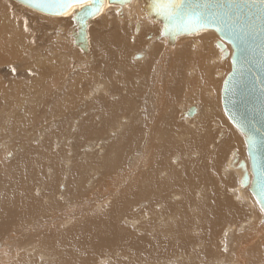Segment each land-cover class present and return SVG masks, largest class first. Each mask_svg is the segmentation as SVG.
Listing matches in <instances>:
<instances>
[{"label": "rangeland", "instance_id": "rangeland-1", "mask_svg": "<svg viewBox=\"0 0 264 264\" xmlns=\"http://www.w3.org/2000/svg\"><path fill=\"white\" fill-rule=\"evenodd\" d=\"M133 4L134 5H130L128 7H124L123 9H120L122 11V13H123L122 16H117L116 15V10H118L117 7H112L110 9H107L105 11L104 15H102L100 18H98L97 20L95 19V20L91 21L90 22V27H89V36H90L89 46L90 47H89L87 52L83 53V51L81 49L79 50V48L72 43V40H70V39L66 40V38L65 39L63 38L64 35L66 36V34H68V30L70 28H72V25L66 19L58 18L56 21H50L48 19L41 20L39 17H41L42 15H39V14L35 13L34 11H32L33 13L26 12V11H31V10L20 6L19 4H17L13 0H0V17H1L0 24H2L3 20H5V21L8 20L7 23L5 24L4 28L8 27L7 29L11 30L12 32L11 31L10 32L12 34L14 32V34H13V38L14 39L11 40L12 39L11 38L10 40L12 42L15 41V43L14 42L12 43L9 40L10 43H8L6 40H8L7 39V35L9 34L8 33L9 31L7 30L8 31L7 32L6 29H5L4 31L6 33L5 32L3 33V30H1L2 27L0 28V31H1L0 39H1L2 35L5 34V36H6V38H5V36H2V38L3 37L4 38H3V40L2 39L0 40V45H1V41H4V40L6 41V42L5 41L2 42L3 43V49L1 48L2 45L0 46V51L2 49V52H0L1 53L0 54V65H2L4 63V68L2 66H0V70H1L0 71V93L4 92L3 94H0V96L1 95L5 96V97H2V96L0 97V126L1 125H5V126L9 127V128H5L4 130H3V127H0V141L3 143V145L0 144V147L2 146L0 148V154L2 153L0 155V198L2 197V194L5 192L6 194L9 195V197H18L19 199H22V197H23L25 199V201H26V204H28V205L30 203L32 204V205L30 204L31 206L41 205L40 206L41 208L39 207L38 209H36L35 214L32 216V219H28V221L25 223V225L26 224L29 225V227H27L26 230H29L30 228H32L31 232L27 236L28 238H26V240H27L26 243H27V245H30V246H28L30 248L33 247V246H35V248H40V250L43 251L45 254H47L49 256V258L55 259V258L58 257L59 260H57V262L60 261L62 264H64V262H66V261L67 262L73 261L74 264H83V263L87 264V262L89 264H97L99 262V260L96 261V258H95V255H96L95 253L99 252L98 249H96V247L93 250L95 252L89 254L88 250H86L84 247L78 248V247L75 246V244L72 243L74 241V239H75V234L72 235V232L75 233V229H76V233L79 236H81L83 234V225H82V223L84 221L85 222H91V221H94L97 218H102L101 216L103 215V217H104L105 215L110 213L112 208H113V210H116L117 208H119L120 209L119 211H121V206L120 205L121 204L125 205L126 202H127L126 204H128L129 207H126L125 209L123 208V210L126 211V209L128 208V210L126 211L128 213V215H130L132 217L137 216L136 214L139 211H136V210H141V207H142V206L139 205V202H144V199L141 198V197H138V200L136 201V200H134L133 196H134V194L136 192L139 191V187L142 186V182H140L137 186H133L131 182L127 181V183H129V184H127L126 182H125V184L124 183L123 184H119L118 181L116 182L115 180H117V177L122 173V171H121L122 168H124V167H125V169L129 168L128 171H132L129 159L131 158V156L136 155L138 153V152L135 151L136 152V154H135V152H133V151H134V149H137L138 147H140L143 144L142 142H144V140L142 142H140V141H141V139L143 137L146 136V134L148 132V129L150 127H153L154 130L156 128L158 132H163V131H159L160 127H162V125H160V123H159L161 117H167L169 119L168 123H170V121L173 122V120H171L172 117H173L174 118V122L173 123H176V124H178V125H180L182 127H183V125H185L184 126L185 129H184V128H181L180 126L177 127V126H175L172 123L174 128H176L179 133L181 132L180 134H183V136L179 135L180 136L179 138L180 139L182 138L181 140L179 138H177V139H179V143L181 142L180 144H178L175 141H173L171 139V137H169L170 133L167 132L168 136H166V139L168 141H167V143L165 145H166L167 148L171 149V151H169L166 154L167 162L175 164L173 161H171L170 154H174L175 158L177 157L176 154H178L179 158L184 156V158H183L184 161L182 160L181 163L179 162L180 163V167H184V166L187 165V167H188L187 170L189 169V172H191L190 174L192 175V176L191 175L190 176L191 177H195L198 180V182H199V179H200V181L208 180L207 188H209L212 191L211 192L212 195H208L207 198L215 200L219 205H222L224 202H226L228 200H231L230 198H227V196L229 195L228 192H230V188L231 187H235L237 184H238V187H240V182L239 181H240L241 171H240V169H238V166H237V165H239L240 161H244L245 162L244 164H246V168H247V169L245 168V170H248V171H246V173L250 172V170L248 168L249 164H247L248 163V159H247V156H246V153H245V144H244V141H243L241 133L239 131L236 132L237 133L236 134V138H237L238 145L236 144V142L235 143L234 142L230 143L229 140L228 141L222 140V137L219 135V132L221 131V132H223L224 134L227 135L226 136L227 138H229L228 136H230L232 134L231 130L234 131V128H235L234 126H232V124L230 122H228V124H229V126L231 128V130H230L229 126H227V124L225 123L226 119H224L225 115H224V112H223V110H222V108L220 106V97H219L220 96L221 83H222V80L224 79V77H222V76H225L226 73L230 70V66L228 64L229 62L226 63V59L228 58V55L230 57V54H231L230 46L227 43L223 42L216 35V33L214 31H211V30L202 32L199 35L194 34V35H190V36H180V38L178 40H180L182 42H187L189 44V45H185V49H188V50L184 51L183 54H186L188 56L192 55L193 58H196L198 56V50H197L198 42H200L202 45L204 44L205 51L209 49L211 55H213L212 51H214V50L221 51V49L218 48L217 45H216L217 42H222L224 45H227L228 49H226V46H225V49L227 51H229L228 55H226V56L222 55V59H219L218 66H214L213 67L212 64H211L213 70H211V69L210 70H211V73L212 72L213 73L211 74L212 75V77H211L212 78L211 79V81H212L211 84L212 85H210V86L213 89L210 87V89H209V94L210 95L208 94L209 95L208 96L207 93L204 92L203 95L201 94L199 96L198 95L199 92L196 89H192V90L190 89L192 91V93H194L193 95L191 93L190 94H186L189 91V89H188V91H186L187 90L186 87L185 88L181 87L183 84H184L183 86H186V81L194 83L193 80L195 79L194 81H195L196 87L199 86L198 84H200V80H199L200 78H199V76H197V75H199V74H197V69L192 70V69H189L188 67L184 66L185 70H182L183 65L185 63V61H184L185 59L181 60L180 62L179 61L174 62L173 59H175V58H177L175 60H179L178 59L179 55H177V54H180L182 52V51L179 50L180 49L179 47H181V45L178 42L175 45L172 44L171 46H167V44L165 43L164 39H159L158 37H155V35L159 34V31H157L158 29L156 28V27L159 26V23H156V22H153V21L151 23H149L146 20H140L139 18H134V17L130 18L132 20L129 19V15H130L129 13H131V11L134 12L136 10V8H137V3L135 1L133 2ZM135 5H136V7H135ZM115 8H116V10H115ZM2 9L4 11H6L5 15H3L4 12H3ZM133 9H134V11H133ZM10 14H13V15L15 14V16H13V15L10 16ZM118 17H119V19H118ZM25 19H27V21H28V27H29V31L28 32H25L23 30L24 29V23L23 22H24ZM135 19L138 20V21L136 22ZM133 20L136 23H138L139 31L135 30L134 27H131V26H134V25H131V23L134 22ZM115 21H117V23ZM52 22L53 23L55 22L54 24H56V26H54ZM57 22H59V23H57ZM121 22L123 23V25H121L122 24ZM64 23L68 27L67 33L66 32L62 33L63 36L60 35V34H59V36L58 35L56 36L55 32L57 31L58 26H60V28H61L64 25ZM107 24L110 27H108ZM113 24H115V25L112 26ZM6 25H7V27H6ZM114 27H115V29L117 28L116 30H117L118 33L121 32L120 36H119V39L121 40L122 43L123 42L125 43V44L123 43V45H124L123 47L125 49H128V51L126 52L127 56L123 55V56H125L127 58L124 57L125 59L118 60L119 59L118 58L119 57V52L117 54V51L119 49L116 48V50H114V63H115L116 66L113 65L111 67H113L114 69L113 68L110 69V67H109L108 70H107V71H109L111 73H112V70H113L114 71L113 72L114 75H112L113 73L111 75H109L108 72H106L107 75H104L105 78L102 80L103 77H101L100 74L103 75L104 72L103 71L101 72V67H102L101 64H100L99 69L96 68L97 70L96 69L92 70L91 68H93L92 66H94V65H98L97 62L99 63L100 61L103 60V57L105 56V53H104V56H102L103 54H102V51H101L102 50L101 46H105L106 48L109 47V45H108L109 42H108V37L107 36H111ZM119 27H121L122 31H121V29ZM123 27H124L125 30L123 29ZM16 30H17V32H16ZM123 30L126 31V32H124ZM109 31L111 33L110 35H109ZM209 31H211V32L207 33ZM138 32H139V34H138ZM11 33L8 35V38L12 37V36H10V35H12ZM113 35L114 34H112V36ZM61 36H62L63 39H60ZM59 39L61 41L62 40H64V41H62V43H61V41ZM193 40L194 41L196 40V42L197 41L198 42L195 43V42H193ZM33 41H35V42L33 43ZM58 41H59V44H58ZM65 41H66V43L68 45L67 52H64L63 49L61 50V47H60L61 45L63 47V45H64L63 42H65ZM115 41H116V37H115V40L113 41V43H115ZM56 42H57V44H56ZM126 42H128V43H126ZM151 43H152V45H151ZM194 43H195V45H194ZM54 44L57 45V46H55ZM28 45H29V47H28ZM182 46H184V45H182ZM196 46H197V48H196ZM4 47H5V49H4ZM57 47H60L61 51ZM113 47L115 48L116 46L114 45ZM159 47H160L161 53L165 52V49L167 50V52L170 51L171 53H173V55H171L172 57L170 56L171 53L169 52L170 54L168 53V55L166 57L162 58L164 60L168 59V60H166V62L164 60H163V62H161V60H160L161 57H160V55H158ZM146 48L149 51L153 52V49H154L157 52V53H155L154 57L152 56V54L148 56V62H150L149 64L154 66V65H156V63L157 64L161 63V65L163 64V66H164V69H163V73L164 74L162 73L163 76L161 75V78H160V80L164 83L161 86H164L163 88H165L167 86L164 89V92L166 90H168V87H172L170 89H173V88L176 89L177 92L178 93L180 92L179 94L182 96V97H180L179 95H177V96H179L178 98H180L181 101L178 98L173 97L174 99L171 98L172 103H170L171 100L167 99V94H166L167 92L165 93L166 94L165 99H167L166 100L167 101L166 109L165 110L163 109V106H164V102H163V104H162V109L163 110L161 111V114H157L158 113V112H156V111H158L157 109L152 110V111L155 112L154 113L155 116L161 115L159 120L154 117L156 119V120L155 119L153 120V124L155 125V127L154 126H144V125H142V121L149 120V118L146 116L144 100L146 102V100H148V98H149V100L151 99L150 98L151 96H149V92H150V90L151 91L154 90L153 88H155V86H156L155 84L150 85L151 83H149L150 79L152 78L151 75L153 73L154 67L153 68H152V66H151V68L150 67L149 68L146 67V65L148 64V62H147V64L146 63L144 65L142 64L143 67L139 66V68H137V73L136 74L133 72L134 70L131 69V68L134 67L133 62L137 60L136 57L142 56L141 54H138L137 52H139L140 50L144 51ZM56 51H57V53H55ZM131 51H132V54L135 55L136 57L135 56L132 57V55H131V57L128 56V53L129 52L131 53ZM160 51H159V53H160ZM179 51H180V53H179ZM11 53H14V56ZM85 53L86 54L90 53V54L86 55ZM136 53H137V55H136ZM207 53H208V51L206 52V54ZM65 54H66V57H65ZM93 54L95 56L94 59H93ZM153 54H154V52H153ZM219 54H220V52H219ZM5 55H7V56H5ZM156 55L158 56L157 58H155ZM8 56H9V59H8ZM50 56H52L53 58L50 57ZM63 57L66 58V59L64 60ZM128 57L130 59L131 58L132 59L130 60ZM152 57L155 58V59H153ZM60 58H62V59H60ZM115 58H116V60H115ZM121 58H123V57H121ZM169 58H171V59H169ZM219 58H221V54H220ZM71 59H72V61H71ZM112 59H113V57H112ZM156 59H158V62L156 61ZM159 60H160V62H159ZM10 61L12 62L11 64H10ZM65 61H69V63L67 62L68 63L67 64ZM111 61H112V64H113V60H111ZM115 61H117V62H115ZM119 61L120 62L122 61L121 64H120ZM124 61L129 62L131 65L130 64L129 65L125 64ZM151 61L154 62L155 64H151L152 63ZM167 61H169L170 63L167 62ZM167 63L169 64L168 66H170L169 68H167L168 67ZM66 64L68 66H65ZM81 64H82V66H81ZM124 64L126 65V67L124 66ZM209 64L206 63V66L208 65V67L210 68L211 66H209ZM117 65L118 66L122 65V68L119 67V69H116L118 67ZM62 66L65 68V70H62V69H64ZM172 66H174V67L175 66H180L179 67L180 68L179 69L180 70L179 73L182 72V71L185 72V73H183V72L180 73V75L183 74L181 76L182 78H177L175 76V74L172 73V68H171ZM9 68L10 69L12 68V69L10 70ZM147 68L150 69V70H148ZM5 69H6V71H5ZM51 69H52V71H50ZM81 69L82 70L84 69V71L87 70L86 71L87 74L85 73V76L82 75L81 72H83V71ZM103 69L104 68L102 67V70ZM170 69H171V73L169 72ZM187 69H188V72H187ZM3 70L5 71V73H3L4 72ZM59 70H60V72H59ZM73 70H75V71H73ZM115 70H117V72H116L117 74L115 73ZM129 70H132V71H129ZM144 70H146V71H144ZM92 71H94V72L96 71L95 72L96 74L94 72H92ZM6 72L9 73V74L4 76V74H6ZM119 72L120 73L122 72V73L120 74ZM127 72H129V74H126ZM147 72L150 74L149 76H148ZM1 73H3V74H1ZM21 73H23V74H21ZM77 74H79L80 76L78 75L76 77ZM122 74H125L124 77L122 76ZM130 74H133V75H130ZM142 74H143V76H142ZM184 74H185V76H184ZM2 75L4 76V78H2ZM126 75H127V77H126ZM73 76H74V78H73ZM108 76L109 77L111 76V78L108 79L109 78ZM129 76H130V78H129ZM135 77L138 79L139 86L136 85L137 81L135 80L136 79ZM141 77H143V78H141ZM8 78L10 80H8ZM123 78H125V79H123ZM191 78H193V80ZM188 80H190V81H188ZM9 81L10 82L13 81V82L9 83ZM103 81H106V82L103 83ZM108 81L111 84H109ZM121 81H123V82L125 81V82L123 83ZM147 81H149V82L147 83ZM94 82L97 83V84H95ZM99 82H101V83H99ZM118 82H121V83H118ZM132 82L135 85V86L133 85L134 87H131L132 86L131 85ZM175 82H179V83H177L178 85ZM92 83H94V84H92ZM105 83H107L108 86H106ZM11 84L12 85L15 84L14 89H12L13 87L11 88ZM124 84H125V86H124ZM17 85H18V87H17ZM92 85H94V87ZM149 85H150V88H149ZM173 85L176 86V87H173ZM189 85H192V84L190 83ZM19 86H20V88H19ZM110 86H111V88L113 86V88H112V90H114V92L112 91L113 93L109 92V90L111 91ZM136 86H137V88H135ZM139 87H141V89H139ZM3 88H5L4 91H3ZM48 88H50V89H48ZM61 88L64 89V90H62ZM89 88H91V89H89ZM126 90H128V92ZM193 90H195V92H193ZM6 91H8V92H6ZM11 92H13V93H11ZM65 92H66V94H65ZM89 92H91L92 94L91 93L89 94ZM130 92H134L137 95L135 96L133 93H130ZM145 92H147V94ZM5 93H7V94H5ZM98 93H100L101 95L100 94L98 95ZM195 93H196L197 97L199 96L198 98L196 96H194ZM11 94H12V96H11ZM16 94H18V95H16ZM69 94H70V96H69ZM138 94H139V96H138ZM144 94L148 95L149 97H147V96L145 97ZM91 95H95L94 98L92 99V100L95 99V102L92 101L93 102L92 104H91V102H89V101H91V98H89ZM143 95L147 99H142V101L139 100V99H141L143 97ZM188 95H189L188 100H187V98H185L186 100L185 99L182 100V98H184V96L187 97ZM201 96H205L206 99H208L207 97L211 96L210 97L211 98L210 101H212L214 99L212 101L213 105L211 104V106H214V107L209 106V104H210L209 102L205 103ZM112 97H113V100H112ZM117 97H119V98H117ZM70 99H72V100H70ZM119 99H121V100H119ZM132 99H134L135 101L132 100ZM149 100H148V103L151 104L152 100L151 101H149ZM99 101H103V102H99ZM106 101H107L108 104L105 103ZM132 101H133V103H132ZM176 101H178L179 103L178 102L176 103ZM186 101L189 104L186 103ZM193 101H194V103H193ZM125 102H127V105H125L126 107H122V106H124V104H126ZM141 102H142V105H139ZM197 102H198V104L200 106H202L201 108L199 107V105L196 104ZM102 103H104V107L101 106ZM131 103H132V105H131ZM96 104H98L97 107H100V110H99V108L97 109ZM133 104H134V106H133ZM172 104H175V105L172 106ZM136 105H139V107L138 106L135 107ZM182 105H183L184 108H182ZM190 105H193V106L195 105V107L198 106L197 107L198 110L201 109L199 114H197L196 117L194 118L195 120L193 119L194 123H193V120H192V122L190 121L192 118L189 119V118L184 116L185 109L187 107H189ZM117 106H120L119 108H122V110L121 109L118 110ZM152 106H153V103H152ZM171 106L172 107H176V108L180 107V109L179 110L176 109L177 112L175 114H172V113H174L173 111H174L175 108H172ZM102 107H103L102 112H99V111H101ZM105 107H107V108L104 109ZM133 107H135V108L132 111ZM207 107H211L212 108V112L209 111L210 112L209 113L208 110H207ZM169 108H172V109H169ZM126 109H128V110H126ZM105 110H107V111H105ZM130 111H132V112H130ZM134 111H136V112H134ZM170 112H172V113H170ZM104 113L108 114V116L107 115L104 116ZM130 113L133 114V115H130ZM91 114L93 115V118H91V116H92ZM101 114H102V116H101ZM207 114H209V116ZM66 115H67V119H66ZM86 115H87V118H88L90 126L92 128H95L93 131H96L98 134H96V135L95 134H89L86 137V139H81V141L78 142L80 137H81V135H83V134H79L78 135L79 130L77 129L76 123L78 124L79 122H81L82 121L81 118L82 117H86ZM88 115H90V116H88ZM203 116H205V121H206V123H205L206 126H204L205 129H204L203 125H201L202 122L204 121V120H202V119H204ZM63 117H65V119ZM76 117H77V119L79 118L78 119L79 121L77 120L78 122L76 121ZM116 117H118V118H116ZM183 117H185L187 119H185ZM104 118H105V121H104ZM106 118H108L109 122L106 121ZM138 118H139V120H138ZM140 118L142 120H140ZM150 118H151V116H150ZM220 118H221V120H220ZM92 119H94L95 121L94 120L92 121ZM123 119H125L127 121H125V120L123 121ZM73 120H75V122ZM137 120L141 121V123L139 125H137V128H140L139 129L140 130L139 133L137 131H135L136 128L134 127V126H136V124H134V123ZM118 121H119V123L121 121V124H123V125L125 124V125L123 126V125L119 124ZM138 121H137V123H138ZM92 122H94V123L92 124ZM123 122H126V123H123ZM131 122H132L133 133L132 132L130 133L128 131V129L131 128L130 127L131 126L130 125ZM186 122H188V123H186ZM195 122L196 123L198 122L199 123L198 125H201V128H203V129H199V133H198L199 135L196 134V136L193 137L194 140L196 139V141H199L200 147L202 146L201 148H203V150H200V151H199V146L197 148V145L193 144V141L191 140L192 137L187 135V134H195V129L192 128V125H191V124H193V126L196 125ZM59 124H60V128H59ZM217 124H218V126H217ZM72 125H74L75 127H73ZM120 125H121V127H120ZM144 127H146L145 128L146 130L144 129ZM118 128L119 129L120 128L123 129V132L125 130H127L126 131V138H128V139L131 136H133L134 134L137 135L131 141V145L133 144L134 139L136 137H138V139H137L138 140L137 141L138 145L139 144H141V145H139L138 147L130 145V147L126 149L127 150V152H126V150L124 151L122 143L130 144V142L128 141L129 142L128 143V142H125L124 140L120 141L119 138L122 135L120 134L121 136L118 138L119 135L117 136L115 134L117 136L116 139L119 141V144H120L119 148L122 151H121V153L120 152L119 153L116 152L115 153L116 155L114 154V152L111 153V155H110L111 159H109V160L112 161V164L111 163H109V164L112 165L113 167L111 169H109L108 171L107 170L105 171L104 170L105 168L99 170V172H103L104 173V175L102 177L104 179V182L102 181V184H103L102 186L103 187L102 186H97L96 187L97 189L101 190L103 195H106V197H109L112 201L114 200L113 202L111 201L109 207H107L108 209L107 208H102V209H98L97 210V207L95 206L94 200H96L97 197L99 198L102 194L98 193L100 191H98L96 188H95V191L96 190L98 191L97 194H96L97 197H95V195L94 196L93 195H91V196L87 195V193H86L83 196L84 198H86L85 201L82 200L84 198H82V199L79 198L80 199L79 200L77 197H73L72 199L69 198L68 196H66V197L65 196L58 197V196H61L62 192L65 190V186H64V183H63L64 181L62 182V180H64V179L61 178L62 174L60 173L59 170L49 169L48 168V167H50V165H51V167H55V165H53L54 163L50 162V165H47V163L45 165H43V163H42L43 160L39 157V153H42L41 150L43 149L44 152H46V155L44 156V157H46V159H48L50 156L51 157H58V156L59 157H64L65 160L69 158V160H71V162L74 165L78 166L80 163H83V160H84V157L80 154V151H84V149L87 148V145H89L90 142H91L90 146L93 149L95 148V146H97V150L98 149L99 150L104 149L105 148V147H103L104 145L100 144L98 146V144L96 145L95 143L92 142V140L94 142H96V140H98V139H100L101 141L103 139V140H105L103 142L106 143L105 146L110 145L114 141V134L113 133L116 132ZM142 129L144 130V132L142 131ZM192 129H193V131H192ZM204 130H205V132H203ZM134 131H135V133H134ZM127 132H129V133L127 134ZM184 134L187 135V139H186V136H184ZM239 135H240V137H239ZM140 137H141V139H139ZM5 143L7 145H4ZM46 143L48 145H46ZM155 143H157V142H155ZM187 143L190 146H188ZM20 145L23 148L18 147ZM211 145H213V146H211ZM33 146H34V148H33ZM171 146H173V147H171ZM194 146L197 149H194L193 151H195V152L193 153L192 149L194 148ZM216 146L219 148V150H217V152H216V155H218L219 152H222V156H221L222 160L221 159H218V160L219 161L221 160L222 162L221 161L220 162L223 165H225L226 167L230 168V172H231L230 174L232 176L230 177L231 181L230 180L229 181L231 183L233 181V184H231V183H227L226 181H223L221 179L222 181L220 182V180H219V185L222 186V187L219 186L218 188H214L212 186L215 183L218 182L219 178L224 177V176L220 175V173L218 172V168L213 169V165L211 166L212 161H214V159H215V158L214 159L212 158L211 152L213 151L212 148L216 147ZM17 147L19 148V150H18ZM41 147H42V149H40ZM83 147H84V149H83ZM189 147L190 148L193 147V148L191 150H189ZM44 148L46 150L48 148V150L46 151ZM24 149H25V151H24ZM93 149H90V152ZM97 150L94 149L93 151H95V152L92 151L93 153L92 152L91 153L88 152V154L90 155V157L88 159H90V158L92 159V157H94V158L98 157L99 159H103V160H101L103 162L105 158L103 157L102 153L101 154L99 153L100 154L99 155L97 153ZM26 151H30V154H28V152H26ZM188 151H189V153H188ZM202 151H203V153H202ZM200 152L202 153L201 157L199 156L201 154ZM213 152H212V154H213ZM51 153H53V154H51ZM108 153H109V150L106 153V155ZM5 154H7V155H5ZM25 154H26V156H28L26 158V162L24 160ZM92 154H93V156L91 157ZM185 154L188 155V156H186ZM196 154L197 155L199 154V155L196 156ZM204 154H210V155H204ZM118 155L120 156V158H119ZM101 156L103 158H101ZM203 156H204V158H203ZM81 157H83V159H81ZM185 158H187V159H185ZM117 159H119L120 161L117 160ZM235 159H236V161H233ZM14 160H15V162H14ZM196 160H197V162H196ZM204 160L207 161V162H205ZM8 161H9V163H8ZM127 161H129V162H127ZM23 162L25 163L24 165H22ZM53 162H54V160H53ZM15 163H17V164L19 163L22 166L21 167L18 164L21 168H25V165H28L29 169H33L34 173H36L38 171V169L43 167V168H45V170L43 171L42 174L43 175L46 174V177H45V175L43 176L40 173H36V179L34 181H22L20 183H10L17 176L21 175L22 174L21 172H23V171H20V172L14 174L13 172L8 171V168H9L10 164H15ZM39 163H40V165H39ZM103 163H105V161ZM119 163H120V165H119ZM236 163H237V165H236ZM139 164L140 163H138V165ZM116 165H117L118 168L113 169V168L116 167ZM143 165H145V164L142 163V166ZM203 165H204V167L202 168ZM153 166L150 167V172L152 174L155 172V170L152 169ZM170 166H172V165L170 164ZM170 166L167 165L166 170L169 171L171 175H173L174 173L176 174V173H180V172H181V175H183V176L186 175L185 171H187V170H184V168L181 170V168H173V167H170ZM195 168L197 169V171H196ZM47 169H49V170H47ZM177 169H179L180 172H176ZM143 170H145V169H143ZM166 170H163V171L165 172ZM199 170H201L202 172L199 171ZM237 171H239V172H237ZM138 172H141V171H139V170L137 171V174L139 175L140 173H138ZM156 172H160V170H158ZM199 172L201 173V175L199 174ZM208 175H210V176H208ZM109 176L112 177V178L114 176H117L114 179L115 182H109V181H113V180L109 179ZM249 176L251 177L250 173H249ZM47 177H49V178H47ZM98 177H100L99 181L102 180L101 176L98 175L96 178H98ZM132 177L135 180H137V181L139 180L137 178V176L135 175V173L132 174ZM200 177H202V178H200ZM41 178H44L45 180L41 181V180H43ZM119 178H122V176L120 175ZM232 178H233V180H232ZM53 179H54V182H53ZM49 181H51V182H49ZM214 181H216V182L214 183ZM4 182H9L10 184H6ZM105 182H108V184H106ZM235 182H236V184L234 185ZM49 183L51 185L53 184V186L55 185L57 187L56 188L54 186L56 188V192L54 191L55 188L51 187V188H53L52 190L55 192V194H54V196L52 198L50 197L49 194H48V196L50 198L48 196H46V194H47L46 189L48 190L49 187H50ZM113 183H114V185H113ZM230 184L232 186H230ZM120 185H122V186H120ZM39 186L42 187V191L41 192H43V193H41V192L39 193V190L36 189V187H39ZM44 186H45V188H44ZM9 187H11V188H9ZM98 187H100V188H98ZM246 187H247V185L245 187L242 186L240 188H241V190H244ZM43 189H44V191H43ZM26 190L29 191V193L27 195H26V192H27ZM216 190L218 191V193H217ZM103 191H105V192H103ZM111 192H114V194H112ZM127 192H128V194H127ZM31 195H33V196H31ZM38 195H41V197H43V196L46 197V198L42 199V201H43L42 203H40V198L41 197H39ZM244 195H246V194H244ZM89 196L93 200V204H94V205L91 204L92 205L91 207H90L89 203L87 205V202H86L87 199H89L88 198ZM175 196H177V194ZM67 197H68V200H67ZM196 197L198 198V196H196ZM249 197L252 198L251 196H249ZM93 198H95V199H93ZM77 199H78L79 202L78 203L74 202ZM36 200H39L38 203H37ZM53 200H54V203H53ZM252 200H253V203H251L250 200L245 202V203H249L251 205L250 206L251 210H249L247 207L243 206L244 207L243 210L244 209L245 210H244V214L242 213V215H241V219L240 218H239L240 220L238 219L239 222L235 221V222H232L229 225L228 224L229 221L224 220L223 222L226 223V224L223 223L222 227L221 226L216 227V229H218V231H220V233H216V235H218V237L216 239L217 240L216 241L217 247L215 248L214 252L211 249L212 256L213 257L214 256H222V255L226 256L228 254L229 257L226 259L227 261L224 262L225 264H231L232 262H230V261L231 260L234 261V259H236V256H234L235 254L234 255L232 254L236 249H238L236 251H240V252L243 250L242 253L237 252L238 255L236 254L237 256L241 257V256H243V255H241V254H243V252L248 253L247 250H246L247 246H248V248H250V247L253 246L252 244H257L258 245V248L256 249L257 251H259V255L258 256L261 259L264 258V256H263L264 255V239H263L264 236H263V238H261V236H260L261 234L264 235V230L262 229V228H264V227H262V226H264V224H261L259 222L260 219L262 218V216H261V214L259 212L258 205L256 204V202L254 201L253 198H252ZM67 202L68 203L73 202V205H71L72 207L71 206L66 207L67 206ZM129 202H130V204H129ZM46 203H47V205H46ZM74 203H76V205ZM50 204H51V206H50ZM52 204H55L57 206H53ZM15 205L16 206H20V203L18 204V202H16ZM86 205H87V207H86ZM81 206H83V207H81ZM115 206H116V208H115ZM198 206L202 207V204L198 203ZM57 207L59 209H57ZM110 207H112V208H110ZM14 208L16 210H22L24 208V206L23 207H14ZM93 208H94V210H93ZM106 209L108 210V213L105 211ZM154 209L159 211V212H161L156 207ZM196 209L199 211V213L204 214L202 212V208L196 207ZM58 210H59V212H58ZM100 211H101V213H100ZM119 211L116 210L114 212V216H113L114 218H116V216H118ZM14 212H15V210H14ZM16 212H15V214H16ZM51 212H52V214H51ZM80 212H82V213H80ZM126 212H124V213H126ZM245 212L247 213L246 215H245ZM78 213H80V214H78ZM122 213L123 212H120V215L117 217V219L113 220V226L121 223ZM17 214H18V212H17ZM60 214L63 215V216H61ZM52 215L53 216L57 215V217L56 218L52 217ZM20 216L21 215L19 214L18 218H20ZM49 216H51V221H52L53 224L52 223L49 224L50 222L47 223V220H45ZM250 216H253L251 218L252 220L249 219ZM83 217H85V219ZM23 218L26 219L25 217H22L21 220H24ZM42 218H45V219H42ZM92 218H94V219H92ZM254 218H256V219H254ZM59 219H60V221H59ZM253 219H254V221H253ZM61 220L66 221V224L64 222L62 224H60ZM241 220H242V222L244 224H245V221L247 222V220H248L247 223L249 224V220H251L250 221L251 226L252 227L254 226L255 228H257L256 229V233L259 234L257 239L261 238V240L252 239V236L250 235L251 234L250 231H251L252 227H250L247 223L246 224L248 226H246V225L244 226V224L241 222ZM32 221H35V222H32ZM67 221H68V223H67ZM103 221L107 222L106 219L102 220V223H103ZM142 222H145L144 218H142ZM200 222H201L202 227L204 229H206V232H205L206 235L205 236L207 237L208 229L210 227V224H209L208 221H206V223L203 222V219H201V218H200ZM123 223L124 222H122L121 225H118L117 228H119L120 230L124 229V231H130V230H128V229H130L129 226H127L126 223H124V224ZM43 224H44V226H43ZM0 225H1L0 229H3V231H4L5 230L4 226H6V225L3 224V223H0ZM230 226L232 227L231 228V230H232L231 232L232 233L229 232L228 236L224 238V236H223L224 231H222V230L224 228H230ZM243 227L246 228V230ZM103 228H104V226H102V229ZM33 229H35V230H33ZM12 230H15V227L10 228V230H9L10 232L9 231L8 232L5 231V232L12 233L14 235H16V234L19 235L23 231L26 232V230H22V231L18 230L17 231L18 233H17L16 232L17 229L15 231H13V232H12ZM151 230H152V232L153 231L155 232V229H151ZM69 231H70V233L67 234V232H69ZM225 231H226V229H225ZM35 233H37L36 234L37 237H36ZM55 233H57V234L54 235ZM255 234H254V236H255ZM153 235H150V236H153ZM219 235H221V236H219ZM162 236H163V238L166 237L168 239L172 238V237H175V235H174V233L172 231L164 233V234H162ZM2 237L0 238V243H2V242H4L5 240L8 239V238H4V237H6L5 235H3ZM31 237H32V239H30ZM77 238H79V237H77ZM218 238H219V241H218ZM220 239H225V240H220ZM10 240L11 239H8V241L6 243L10 242ZM12 241L13 240H11V242ZM225 242H227V243H225ZM12 243H13L12 246H15V248H16V246H17L16 242H12ZM128 244H129V246H131V243H128ZM12 246H10L11 249H12ZM233 246H236L237 248L235 249ZM239 246H241V248ZM213 247H215V246L213 245ZM221 247H222V249H221ZM225 247H227V251H224ZM15 248L13 247V249H15ZM114 249H118L119 250V247H114ZM126 250H130V248H126ZM111 254H114V256L116 257V261H120V262L124 263V262H127L126 260H128V259H126L125 253L113 251ZM21 255H23V253L20 251L19 254L17 253L15 257L10 258L8 262L3 263V264H13L15 259L19 258ZM24 255L26 257L22 256V258L24 260V264H27L28 261L29 262L31 261L29 259H31L32 257L30 258V255H28V254H24ZM186 255L187 254H185L184 256H186ZM103 256L108 258V259H110L109 256H111V255H103ZM233 256L235 258H233ZM204 257L205 256H203V255H201V257H197V258L194 257V256H192V257L186 256V257H183L185 259L180 258L181 261L178 259V261H179L178 263L179 264H189V261H190V264H201V262H203L202 264H206V262H208V260H206ZM247 257L249 258L248 261H247ZM244 258L246 260L241 257V259L244 260V264H247L249 261H251V262H249L248 264H251V263L255 264V263H253V260H251V256L245 255ZM60 259H62V260H60ZM39 260H40L39 258H35V259H33L32 262H33V264H46V263L47 264H52L53 263V261H50V260L46 261V263L43 260H40V262H38ZM1 261H2V259H0V264H2ZM164 261L165 260H158V261H156V264H163ZM57 264H59V263H57Z\"/></svg>", "mask_w": 264, "mask_h": 264}, {"label": "bare ground", "instance_id": "bare-ground-1", "mask_svg": "<svg viewBox=\"0 0 264 264\" xmlns=\"http://www.w3.org/2000/svg\"><path fill=\"white\" fill-rule=\"evenodd\" d=\"M136 3H137V6H139L140 4H141V0H134ZM133 1V2H134ZM133 2H132V4L131 5H134L133 4ZM18 4V3H17ZM20 6H22V7H24V8H26L25 6H23V5H21V4H19ZM15 7V6H14ZM128 7V6H127ZM132 7V6H131ZM135 7H136V5H135ZM26 9H29V8H26ZM131 9V8H130ZM3 10V9H2ZM29 10H31V9H29ZM115 10H116V8H115ZM132 10V9H131ZM26 11V10H25ZM24 11V12H25ZM33 10H31V11H26V12H30V13H33L32 12ZM117 11V10H116ZM133 11H134V9H133ZM140 11V10H139ZM139 11L137 10V8H136V10L134 11V12H132L131 11V13H130V15H129V19L130 18H139L140 20H144V19H141L140 18V16H141V13L139 14ZM3 12H4V14L3 15H5L6 14V11H4L3 10ZM13 16H15V14L13 15ZM38 16V15H37ZM111 17V16H110ZM17 18V17H16ZM41 20H46V19H48V20H50V21H56L58 18H47V17H44V16H41V17H39ZM100 18V17H99ZM105 18V17H104ZM0 19H1V17H0ZM98 19V18H97ZM96 19V20H97ZM118 19H119V17H118ZM121 19V18H120ZM123 19V18H122ZM111 20V19H110ZM130 20H132V19H130ZM136 20V19H135ZM7 21L8 20H3L2 21V24H0V28H1V30H3V33L5 32L4 30L6 29V31L8 30L7 28V25H6V27L7 28H4L5 27V24L7 23ZM49 21V22H50ZM63 21V20H62ZM91 21H93V19L91 20ZM90 21V22H91ZM106 21V20H105ZM124 21V20H123ZM134 21V20H133ZM138 20H136V22H137ZM152 21V20H151ZM67 22V21H66ZM90 22L88 23V27H87V49H86V51H83V53L84 52H87L88 51V49H89V42H90V36H89V27H90ZM103 22V21H102ZM109 22V21H108ZM116 23H117V21H115ZM135 21L134 22H132L131 23V25H134V26H131V27H134L135 28V30H137V25H138V23H136ZM34 23V22H33ZM47 23V22H46ZM53 23V22H52ZM51 23V24H52ZM55 23V22H54ZM53 23V25L54 26H56V24H54ZM57 23H59V22H57ZM63 23V22H62ZM111 23V22H110ZM109 23V24H110ZM122 23V22H121ZM13 24V23H12ZM49 24V23H48ZM9 25V24H8ZM62 25V24H61ZM108 25V24H107ZM115 24H113L112 26H114ZM121 25H123V23L121 24ZM15 26V25H14ZM20 26V25H19ZM117 26V25H116ZM115 26V27H116ZM129 26V25H128ZM10 27V26H9ZM16 27V26H15ZM63 27V28H62ZM61 28H60V26H58V29L59 30H57V33H56V36L58 35L59 36V34L60 35H62V33H67V29H68V27L65 25V23H64V25L62 26ZM108 27H110L109 25H108ZM107 27V28H108ZM115 27L113 28V31H112V34H114L113 36H112V34L110 33V31H109V35L111 34V36H107L108 37V45H109V47L108 48H106L105 46H101V48H102V56H104V53H105V56L103 57V60L102 61H100L99 63L97 62V64L98 65H94V66H92L93 68H91L89 65V67L93 70V69H99V67H100V64H101V66L104 68L103 70H102V67H101V72L103 71L104 73H103V75L102 74H100L101 75V77H103L102 78V80L105 78L104 77V75H107V73L106 72H108V74L109 75H111L114 71L112 70V73L111 72H109V71H107L108 70V68L110 67V69H112L113 67H111V66H113V65H115V63H114V50H116V48L117 49H119L118 51H117V54H118V52H119V59L118 60H120V59H125V58H127V57H125V56H123V55H126L127 56V54H126V52L128 51V49H125L123 46V43L121 42V40L119 39V36H120V33H118L117 32V28L115 29ZM122 27V26H121ZM121 27H119L120 29H121ZM159 27V28H158ZM158 27H156L158 30L157 31H159V36L158 35H155V37H158L159 39H164L165 40V43L167 44V46H171L172 44H177L178 42L180 43V45H181V47H179L180 49V51H182L181 53H180V51H179V53L180 54H177V55H179L178 57V59L179 60H175V59H177V58H175V59H173L174 60V62H177V61H181V60H183V59H185L184 61H185V63H184V65H183V68H182V70H185L184 68L185 67H188L189 69H192V70H194V69H197V74H199V75H197V76H199V80H200V84H198L199 86H197L196 87V84H195V79L193 80V78H191L192 80H193V82L194 83H192V82H187L186 81V86H181V87H183V88H185L186 87V91H188V89H189V93L187 92L186 94H194V93H192V89H196L198 92H199V96L202 94L203 95V93L205 92V93H207V95L209 94V89H210V85H212L211 84V77H212V73H211V70H213L212 69V66L214 67V66H218V61H219V59H222V55L223 56H226V55H228L229 54V51H227L226 49H228V46L227 45H224L222 42H220V43H222L223 45H224V47H222V48H220L221 49V51H219V50H214V51H212V53H213V55H211L210 54V51H209V49L208 50H206L205 51V46H204V44L202 45L200 42H198V48H197V46H196V48H197V50H198V56L196 57V58H193L192 57V55L191 56H188V55H186V54H183V52L184 51H186V50H188V49H185V45H189L187 42H182V41H180V40H178L180 37H178L176 40H175V42L174 43H167L168 41L166 40V38H161V36H160V29H161V25L159 24V26ZM11 29V28H10ZM19 29V28H18ZM111 29V28H110ZM123 29H124V27H123ZM133 29V28H132ZM13 30V29H12ZM15 30V29H14ZM21 30V29H20ZM45 30V29H44ZM60 30L62 31V32H60ZM75 30V27L72 25V28H70L69 30H68V34H66V36L64 37L63 35V38L65 39L66 38V40L67 39H70V40H72V43L74 44V42H73V38L71 37V33H72V31H74ZM125 30V29H124ZM123 30V31H124ZM9 31V32H8ZM7 32L10 34L12 31L11 30H8ZM11 31V32H10ZM59 31V32H58ZM121 31H122V29H121ZM156 31V32H157ZM208 31V30H207ZM16 32H17V30H16ZM51 32V31H50ZM124 32H126V31H124ZM155 32V33H156ZM211 31H209V32H207V33H210ZM0 33H1V31H0ZM2 33V34H3ZM6 33V32H5ZM158 33V32H157ZM8 34V35H9ZM12 34V33H11ZM13 34H14V32H13ZM13 34L12 35H10V36H12V37H10V38H8V35H7V39L8 40H6L8 43H10L9 42V40L11 39V40H13L14 38H13ZM48 34V33H47ZM138 34H139V32H138ZM68 35V36H67ZM122 35V34H121ZM148 35V34H147ZM2 36H5V34L4 35H2ZM2 36H1V39L3 40V38H2ZM62 36L60 37V39H63L62 38ZM124 36V35H123ZM150 36V35H149ZM16 37V36H15ZM19 37V36H18ZM115 37H116V41H115V43H113V41L115 40ZM5 38H6V36H5ZM0 39V40H1ZM59 39V40H60ZM10 40V41H11ZM107 40V39H106ZM139 40V39H138ZM152 40V39H151ZM5 41V40H4ZM4 41H1V48L3 49V43L2 42H4ZM5 41V42H6ZM61 41V40H60ZM62 41H64V40H62ZM62 41H61V43H62ZM167 41V42H166ZM12 42V41H11ZM14 43H15V41H13ZM12 42V43H13ZM107 42V41H106ZM153 42V41H152ZM193 42H195V43H197L196 42V40L194 41L193 40ZM7 43V44H8ZM54 43V42H53ZM64 43V45H63V47H62V45L60 46L61 47V50L63 49L64 50V52H67V49H68V45H67V43H66V41L65 42H63ZM126 43H128V42H126ZM195 43H194V45H195ZM5 44V43H4ZM56 44H57V42H56ZM58 44H59V41H58ZM119 44V45H118ZM125 44V43H124ZM132 44V43H131ZM6 45V44H5ZM55 45V44H54ZM107 45V44H106ZM116 46L115 48L113 47V46ZM151 45H152V43H151ZM182 45H184V46H182ZM217 45V44H216ZM55 46H57V45H55ZM76 46V45H75ZM179 46V45H178ZM225 46H226V49H225ZM28 47H29V45H28ZM60 47H57V48H59V50H60ZM113 47V48H112ZM162 47V46H161ZM177 47V46H176ZM195 47V46H194ZM26 48V47H25ZM100 48V49H101ZM151 48V47H150ZM2 49H1V51L0 52H2ZM4 49H5V47H4ZM11 49V48H10ZM13 49V48H12ZM48 49V48H47ZM55 49V48H54ZM212 49V48H211ZM9 50V49H8ZM38 50V49H37ZM60 50V51H61ZM80 50V49H79ZM175 50V49H174ZM159 51H160V47H159V50H158V55H160V57H161V62H163V60L164 59H162L163 57H166L167 55H168V53L170 52H167V50L165 49V52H162L161 53V51H160V53H159ZM208 51V53L206 54V52ZM220 52V54H221V58H219V56H220V54H219V52ZM227 51V52H226ZM15 52V51H14ZM152 51H149V50H147V48L143 51V50H140L139 52H137L138 54H141L142 56H140V57H142V59H137L136 61H134L133 62V64H134V67L133 68H131V69H133L134 71V73L136 74L137 73V68H139V66H142V64L144 65L145 63L147 64V62H148V56L149 55H151L152 54V56L154 57V55H155V53H157L156 52V50H154L153 49V52H154V54H153V52L151 53ZM7 53V52H6ZM49 53V52H48ZM55 53H57V51L55 52ZM137 53H136V55H137ZM171 53V52H170ZM169 53V54H170ZM178 53V52H177ZM1 54V53H0ZM11 54H13V56H14V53H11ZM86 54V53H85ZM88 54V53H87ZM86 54V55H87ZM90 54V53H89ZM88 54V55H89ZM130 54V55H129ZM73 55V54H72ZM131 55H132V57H134L135 55H133L132 54V51H131V53L129 52L128 53V56L129 57H131ZM171 55H173V53H171L170 54V56ZM231 55V54H230ZM5 56H7V55H5ZM99 56V55H98ZM97 56V57H98ZM101 56V55H100ZM50 57H52V56H50ZM65 57H66V54H65ZM112 57H113V59H112ZM116 57V56H115ZM121 57H123V58H121ZM125 57V58H124ZM128 57V58H129ZM136 57V56H135ZM152 57V58H153ZM158 56L156 55L155 56V58H157ZM172 57V56H171ZM192 57V58H191ZM13 58V57H12ZM53 58V57H52ZM64 58V57H63ZM95 58V56H94V54H93V59ZM137 58V57H136ZM135 58V59H136ZM151 58V57H150ZM155 58H153V59H155ZM8 59H9V56H8ZM7 59V60H8ZM60 59H62V58H60ZM66 58H64V60H65ZM130 59V58H129ZM132 59V58H131ZM130 59V60H131ZM152 59V60H153ZM169 59H171V58H169ZM230 57H229V55H228V58L226 59V63H228L229 64V66H230ZM12 60V59H11ZM89 60V59H88ZM101 60V59H100ZM111 60H113V64H112V61ZM115 60H116V58H115ZM117 60V61H118ZM160 60H159V62H160ZM166 60H168V59H165L164 61L166 62ZM225 60V59H224ZM6 61V60H5ZM14 61V60H13ZM18 61V60H17ZM71 61H72V59H71ZM87 61V60H86ZM117 61H115V62H117ZM129 61V60H128ZM155 61V60H154ZM156 61L158 62V59H156ZM155 61V62H156ZM4 62V61H3ZM21 62V61H20ZM19 62V63H20ZM66 63L68 62L69 63V61H65ZM120 62V61H119ZM122 62V61H121ZM121 62H120V64H121ZM152 62V61H151ZM167 62H169V61H167ZM210 63L209 64V66H211V64H212V66L209 68L208 67V65L206 66V63ZM2 63V62H1ZM12 62L10 61V64H11ZM14 63V62H13ZM62 63V62H61ZM67 63V64H68ZM124 63L125 64H130L129 62H127V61H124ZM150 62H148V64L146 65V67H150L151 68V66H152V68L154 67V70H153V73H152V80L150 79V82L149 81H147V83L149 82V83H151L150 85H153V84H155L154 86H155V88H153L154 90H150V92H149V96H151L150 98V100H149V98H148V100L149 101H151V104L150 103H148V100H146V102H145V100H144V104H145V110H146V116L149 118V120H145V121H142V125H144V126H154L155 127V125L153 124V120L156 118V119H160V116L161 115H158V116H155L154 115V111H152V110H154V109H157L158 111H156V112H158L157 114H161V111L164 109H166V105H167V99H170L171 100V98H173V97H175V98H178L179 96L180 97H182L178 92H177V90L176 89H170V88H172V87H168V90H166L165 92H164V89L167 87H165V88H163L164 86H161V85H163L164 83L160 80V78H161V75H162V73H163V69H164V66H163V64L161 65V63H156V65H150L149 64ZM170 63V62H169ZM65 65V66H68V65ZM117 64V63H116ZM119 64V65H120ZM124 64V66L126 67V65ZM151 64H155L154 62H152ZM131 65V64H130ZM149 65V66H148ZM169 64L167 63V66H168ZM0 66H2L3 68H4V63L2 64V65H0ZM7 66V65H6ZM17 66V65H16ZM81 66H82V64H81ZM116 66V65H115ZM114 66V67H115ZM118 66V65H117ZM185 66V67H184ZM47 67V66H46ZM54 67V66H53ZM63 67V66H62ZM85 67V66H84ZM119 67H121L122 68V65L121 66H118L116 69H119ZM124 67V68H125ZM143 67V66H142ZM170 66H168L167 68H169ZM180 66H172L171 68H172V73H174L175 74V76L177 77V78H182L181 76L183 75H180V73H182V72H180L179 73V68ZM36 68V67H35ZM39 68V67H38ZM48 68V67H47ZM55 68V67H54ZM64 68V67H63ZM76 68V67H75ZM123 68V69H124ZM147 68V69H148ZM227 68V67H226ZM10 69V68H9ZM12 69V68H11ZM10 69V70H11ZM37 69V68H36ZM62 69V68H61ZM72 69V68H71ZM96 69V70H97ZM114 69V68H113ZM122 69V70H123ZM211 69V70H210ZM229 69V68H228ZM8 70V69H7ZM49 70V69H48ZM62 70H65V68L64 69H62ZM82 70V69H81ZM140 70V69H139ZM148 70H150V69H148ZM169 70V69H168ZM167 70V71H168ZM191 70V71H192ZM227 70V69H226ZM225 70V71H226ZM1 71V70H0ZM4 71V70H3ZM5 71H6V69H5ZM5 71L3 72V73H5ZM9 71V70H8ZM7 71V72H8ZM50 71H52V69L50 70ZM49 71V72H50ZM73 71H75V70H73ZM83 72H81L82 73V75L83 76H85V73H86V71L87 70H85L84 71V69L82 70ZM121 71V70H120ZM129 71H132V70H129ZM144 71H146V70H144ZM157 71V72H156ZM190 71V70H189ZM196 71V70H195ZM228 71V70H227ZM6 72V74H4V76H6V75H8L9 73H7ZM57 72V71H56ZM59 72H60V70H59ZM64 72V71H63ZM92 72H94V71H92ZM96 72V71H95ZM94 72V73H95ZM117 72V70H115V73ZM123 72V71H122ZM121 72V73H122ZM149 72V71H148ZM147 72V74H148V76L150 75L149 73ZM170 73H171V69H170V71H169ZM187 72H188V69H187ZM3 73H1V74H3ZM24 73V72H23ZM23 73H21V74H23ZM36 73V72H35ZM70 73V72H69ZM74 73V72H73ZM78 73V72H77ZM90 73V72H89ZM88 73V74H89ZM120 73V72H119ZM118 73V74H119ZM120 73V74H121ZM124 73V72H123ZM139 73V72H138ZM183 73H185V72H183ZM195 73V72H194ZM220 73V72H219ZM226 73V72H225ZM228 73V72H227ZM26 74V73H25ZM57 74V73H56ZM87 74V73H86ZM96 74V73H95ZM117 74V73H116ZM126 74H129V72H127ZM146 74V73H145ZM164 74V73H163ZM52 75V74H51ZM75 75V74H74ZM79 74H77L76 75V77L78 76ZM112 75H114V73L112 74ZM124 75L125 74H122V76L124 77ZM130 75H133V74H130ZM170 75V74H169ZM211 75V76H210ZM4 76L2 75V78H4ZM80 76V75H79ZM135 76V75H134ZM142 76H143V74H142ZM163 76V75H162ZM171 76V75H170ZM184 76H185V74H184ZM196 76V77H197ZM221 76V75H220ZM60 77V76H59ZM100 77V78H101ZM109 77V76H108ZM107 77V78H108ZM115 77V76H114ZM118 77V76H117ZM121 77V76H120ZM119 77V78H120ZM126 77H127V75H126ZM137 77V76H136ZM135 77V78H136ZM165 77V76H164ZM222 77H225V76H222ZM221 77V78H222ZM73 78H74V76H73ZM111 78V76L108 78V79H110ZM116 78V77H115ZM129 78H130V76H129ZM133 78V77H132ZM141 78H143V77H141ZM7 79V78H6ZM25 79V78H24ZM27 79V78H26ZM94 79V78H93ZM123 79H125V78H123ZM169 79V78H168ZM8 80H10L9 78H8ZM42 80V79H41ZM61 80V79H60ZM106 80V79H105ZM112 80V79H111ZM110 80V81H111ZM122 80V79H121ZM136 81H137V83H136V85H138L139 86V84H138V79L136 78L135 79ZM5 81V80H4ZM107 81V80H106ZM106 81H103V83L104 82H106ZM131 81V80H130ZM129 81V82H130ZM188 81H190V80H188ZM223 81V80H222ZM11 82H13V81H11ZM10 81H9V83H11ZM109 82V81H108ZM113 82V81H112ZM121 82H123V81H121ZM121 82H118V83H121ZM125 82V81H124ZM123 82V83H124ZM135 82V81H134ZM141 82V81H140ZM19 83V82H18ZM87 83V82H86ZM95 83V82H94ZM94 83H92V84H94ZM99 83H101V82H99ZM146 83V82H145ZM146 83V84H147ZM172 83V82H171ZM176 84L177 83H179V82H175ZM192 84V85H189V84ZM215 83V82H214ZM16 84V83H15ZM15 84L14 85H12L11 84V88L12 89H14V86H15ZM95 84H97V83H95ZM106 84V86H108L107 85V83H105ZM104 84V85H105ZM109 84H111L110 82H109ZM131 84V83H130ZM168 84V83H167ZM174 84V83H173ZM222 84V83H221ZM8 85V84H7ZM31 85V84H30ZM113 85V84H112ZM129 85V84H128ZM132 85V86H131ZM130 86L131 87H134L135 85H134V83L132 82V84H131ZM134 85V86H133ZM150 85H149V88H150ZM166 85V84H165ZM171 85V84H170ZM178 85V84H177ZM27 86V85H26ZM93 87H94V85H92ZM105 86V87H106ZM124 86H125V84H124ZM144 86V85H143ZM153 86V87H154ZM172 86V85H171ZM8 87V86H7ZM17 87H18V85H17ZM128 87V86H127ZM173 87H176V86H174L173 85ZM10 88V87H9ZM10 88V89H11ZM19 88H20V86H19ZM112 88H113V86H112ZM112 88H111V86H110V89H111V91L109 90V92H114V90H112ZM115 88V87H114ZM135 88H137V86L135 87ZM198 88V89H197ZM212 88V87H211ZM48 89H50V88H48ZM62 89V88H61ZM89 89H91V88H89ZM105 89V88H104ZM103 89V90H104ZM139 89H141V87H139ZM191 89V90H190ZM213 89V88H212ZM5 90V88H3V91ZM62 90H64V89H62ZM72 90V89H71ZM134 90V89H133ZM170 90V91H169ZM181 90V89H180ZM12 91V90H11ZM18 91V90H17ZM94 91V90H93ZM127 92H128V90H126ZM132 91V90H131ZM147 91V90H146ZM191 91V92H190ZM6 92H8V91H6ZM60 92V91H59ZM105 92V91H104ZM112 92V93H113ZM116 92V91H115ZM167 92V93H166ZM193 92H195V90H193ZM4 92H1L0 94H3ZM11 93H13V92H11ZM15 93V92H14ZM91 92H89V94H90ZM101 93V92H100ZM100 93H98V95L100 94ZM130 93H133L135 96L137 95V94H135L134 92H130ZM146 94H147V92H145ZM167 94V99H165V97H166V94ZM5 94H7V93H5ZM65 94H66V92H65ZM92 94V93H91ZM103 94V93H102ZM185 94V95H186ZM16 95H18V94H16ZM15 95V96H16ZM68 95V94H67ZM101 95V94H100ZM129 95V94H128ZM141 95V94H140ZM145 95V94H144ZM144 95H143V97L141 98V99H139V100H141L142 101V99H147V98H145L146 96L147 97H149L148 95H145V97H144ZM177 95H179V96H177ZM210 95V94H209ZM208 95V96H209ZM2 96V95H1ZM0 96V97H1ZM11 96H12V94H11ZM69 96H70V94H69ZM94 96L95 95H91L89 98H91V101H89V102H91V104L93 103V102H95V99L94 100H92L93 98H94ZM138 96H139V94H138ZM142 96V95H141ZM177 96V97H176ZM194 96H196V93H195V95ZM198 96V97H199ZM215 96V95H214ZM213 96V97H214ZM2 97H5L4 95L2 96ZM133 97V96H132ZM188 97H189V95L187 96V97H185L184 96V98H182V100H184L185 98H187V100H188ZM193 97V96H192ZM197 97V96H196ZM197 97V98H198ZM202 97V99H203V101L205 102V103H210L209 104V106H211V104H212V101L214 100H212V101H210L211 100V96L210 97H207L208 99H206L205 98V96H201ZM216 97V96H215ZM214 97V98H215ZM220 97V96H219ZM60 98V97H59ZM64 98V97H63ZM101 98V97H100ZM117 98H119V97H117ZM30 99V98H29ZM65 99V98H64ZM68 99V98H67ZM105 99V98H104ZM123 99V98H122ZM174 99V98H173ZM180 101H181V99L180 98H178ZM4 100V99H3ZM70 100H72V99H70ZM112 100H113V97H112ZM117 100V99H116ZM119 100H121V99H119ZM132 100H134V99H132ZM177 100V99H176ZM178 100V101H179ZM186 100V99H185ZM196 100V99H195ZM62 101V100H61ZM87 101V100H86ZM93 101V102H92ZM105 101V100H104ZM130 101V100H129ZM135 101V100H134ZM174 101V100H173ZM178 101H176V103L178 102ZM197 101V100H196ZM195 101V102H196ZM202 101V102H203ZM99 102H103V101H99ZM163 102H164V106H163V109H162V104H163ZM105 103H107V101L105 102ZM126 104H124V106H122V107H126L125 105H127V102H125ZM130 103V102H129ZM132 103H133V101H132ZM132 103H131V105H132ZM139 103V102H138ZM137 103V104H138ZM152 103H153V106H152ZM170 103H172V100H171V102ZM179 103V102H178ZM184 103V102H183ZM186 103H188L187 101H186ZM193 103H194V101H193ZM88 104V103H87ZM90 104V103H89ZM108 104V103H107ZM106 104V105H107ZM189 104V103H188ZM197 105H199L198 104V102L196 103ZM195 104V105H196ZM5 105V104H4ZM95 105V104H94ZM93 105V106H94ZM105 105V106H106ZM139 105H142V102L139 104ZM139 105H136L135 107H139ZM173 105H175V104H172V106ZM184 105V104H183ZM183 105H182V108H184L183 107ZM187 105V104H186ZM195 105L193 106V105H190L189 107H194V110H195V113H194V115L192 116V117H187V118H192L190 121L192 122V120L196 117V115L197 114H199V112L201 111V107L202 106H200L199 105V109L200 110H198V106L197 107H195ZM213 105V104H212ZM61 106V105H60ZM98 106V104H96V107ZM101 106H103L104 107V103H102V105ZM110 106V105H109ZM133 106H134V104H133ZM170 106V105H169ZM171 106V107H172ZM220 106H221V103H220ZM4 107V106H3ZM63 107V106H62ZM103 107L101 108V111H99V112H102V110H103ZM120 106H117V108H118V110L119 109H121L122 110V108H119ZM135 107H133L132 108V111L134 110V108ZM156 107V108H155ZM187 107V106H186ZM189 107H187L186 109H185V111H184V116H185V113H186V111H187V109L189 108ZM211 107H214V106H211ZM211 107H207V110H208V112L210 111V112H212V108ZM60 108V107H59ZM99 108V110H100V107H97V109ZM107 107H105L104 109H106ZM143 108V107H142ZM172 108H175L174 109V113H172V112H170V113H172V114H175L176 112H177V110H179L180 109V107L179 108H176V107H172ZM172 108H169V109H172ZM222 108V107H221ZM65 109V108H64ZM67 109V108H66ZM125 109V108H124ZM177 109V110H176ZM204 109V108H203ZM68 110V109H67ZM83 110V109H82ZM120 110V111H121ZM126 110H128V109H126ZM131 110V109H130ZM143 110V109H142ZM141 110V111H142ZM75 111V110H74ZM95 111V110H94ZM105 111H107V110H105ZM104 111V112H105ZM132 111H130V112H132ZM206 111V110H205ZM61 112V111H60ZM134 112H136V111H134ZM144 112V111H143ZM153 112V113H152ZM209 112V113H210ZM89 113V112H88ZM169 113V114H170ZM204 113V112H203ZM85 114V113H84ZM93 114V113H92ZM91 114V115H92ZM164 114V113H163ZM83 115V114H82ZM108 116V114H106V113H104V116ZM130 115H133V114H131L130 113ZM129 115V116H130ZM143 115V114H142ZM165 115V114H164ZM208 116H209V114H207ZM225 115V114H224ZM79 116V115H78ZM88 116H90V115H88ZM101 116H102V114H101ZM150 116H151V118H150ZM82 117V116H81ZM80 117V118H81ZM155 117V118H154ZM169 117V116H168ZM177 117V116H176ZM186 117V116H185ZM185 117H183V118H185ZM204 117V119H202V120H204L203 122H202V124L201 125H203V127L204 126H206L205 125V123H206V121H205V116H203ZM225 117V118H224ZM223 118L224 119H226L225 120V123L227 124V126H229V124H228V122H229V120L227 119V117L226 116H224ZM64 119H65V117H63ZM91 118H93V115L91 116ZM102 118V117H101ZM116 118H118V117H116ZM187 118H185V119H187ZM66 119H67V115H66ZM79 119V118H78ZM77 119V117H76V121L78 120ZM103 119V118H102ZM133 119V118H132ZM155 119V120H156ZM188 119V120H189ZM53 120V119H52ZM82 120V121H81ZM81 122H79L78 124L76 123V126H77V129L79 130V133H78V135L79 134H83V135H81V137H80V139H79V141L78 142H80L81 141V139H86V137L89 135V134H98L96 131H93L95 128H92L91 126H90V124H89V121H88V118H87V115H86V117H82L81 118ZM94 119H92V121H93ZM119 120V119H118ZM125 119H123V121H124ZM135 120V119H134ZM138 120H139V118H138ZM137 120V121H138ZM140 120H142L141 118H140ZM168 118L167 117H161V119H160V121H159V123H160V125H162V127H160V129H159V131H163V132H158L157 131V129L155 128V130L153 129V127H150L149 129H148V132H147V134H146V136L145 137H143L142 139H141V137L139 138V139H141V141L140 142H142L143 140H144V142H142L143 144L141 145V144H139V145H141L140 147H138L139 145H138V143H137V139H138V137H136L135 139H134V142H133V146H135V147H138L137 149H134V151L133 152H138L137 154H136V152H135V154L136 155H133V156H131V158L129 159L130 160V165H131V170L132 171H128V169L129 168H127V169H125V167L124 168H122V173L120 174L121 176H122V178H119L120 177V175L117 177V176H114L113 178L112 177H110L109 176V179H111V180H113V181H109V182H117L118 181V183L119 184H125V182L127 183V181L128 182H131L132 183V185L133 186H137L140 182H142V186L141 187H139V191L138 192H136L135 194H134V196H133V198H134V200H138V197H141V198H143L144 199V202H139V205L140 206H142L141 207V210H136V211H139V212H137V216H135V217H132V216H130V215H128V213L126 212L127 210H128V208L126 209V211H124L123 210V208L125 209L126 207H129V205L128 204H126L125 203V205L123 204H121L120 206H121V211H119L120 209L119 208H117L116 210L117 211H119V214H118V216L120 215V212H123L122 213V219H121V223L122 222H124V223H126L127 224V226H129V228L130 229H128V230H130V231H124V229H122V230H120L119 228H117L118 227V225H121V223H119V224H117V225H115V226H113V220H115V219H117V217L118 216H116V218H114L113 216H114V212L116 211V210H113V208L112 207H110V208H112V210L110 211V213H108V208L107 207H109V205H110V203H111V199L109 198V197H106V195H103V193L101 192V190H99V189H97L96 187L97 186H102L103 184H102V181L104 182V179L102 178L103 177V175H104V173L103 172H99V170L100 169H104L105 171L107 170H109V169H111L113 166L112 165H110L109 163H111L112 164V161H110L109 159H111V157H110V155H111V153L112 152H114V154L117 152V153H121V149L119 148L120 147V144H119V141L116 139L117 138V136H118V138L120 139V141H125V142H130V144H127V143H122L123 144V148H124V151L127 149V148H129L130 147V145H131V141L133 140V138L135 137V136H137V135H133V136H129L130 138L128 139V138H126V131L127 130H125L124 132H123V129H117V131L116 132H114L113 134H114V141L112 142V144H110V145H107V146H105V144L106 143H104L103 141H105V140H103L102 139V141L100 140V139H98V140H96V142H94L93 140H92V142L93 143H95L96 145L98 144V146L100 145V144H102V145H104L103 147H105L104 149H102V150H97V146H95V150H97V153L99 154H101L102 153V155H103V157L105 158L104 159V161H105V163H103L101 160H103V159H99L98 157H96V158H94V157H92L93 156V154L91 155V157H92V159L90 158V159H88L89 157H90V155L88 154V152L89 153H91L94 149L90 146V144H91V142L89 143V145H87V148H85L84 149V147H83V149H84V151H80V154L84 157V160H83V163H80L78 166H76V165H74L72 162H71V160H69V158L68 159H64V157H49L48 159H46V157H44L45 155H46V152H44V150L42 149V147L44 146H42L40 149H42L41 151H42V153H39V157L43 160L42 161V163H43V165H45L46 163H47V165H50V162H52V163H54L53 165H55V167H51V165H50V167H48L49 169H56V170H59L60 171V173L63 175H61V178H63L64 180H62V182L64 183V186H65V190L62 192V195L61 196H58V197H63V196H68L69 198H73V197H77L78 199L79 198H84L83 196L87 193V195H95V197H97L96 196V194H97V192L98 191H100V192H98V193H100V194H102L99 198L97 197V199L96 200H94V202H95V206L97 207V210L98 209H102V208H107L105 211L108 213L107 215H105L104 217H103V215L101 216L102 218H97V219H95L94 221H91V222H83L82 223V225H83V234L81 235V236H79L77 233H76V229H75V233H73L72 232V235H74L75 234V239H74V241L72 242L73 244H75V246L76 247H78V248H80V247H84L86 250H88V252H89V254L90 253H94L95 251H93L94 250V248L96 247V249H98V251L100 252H96L95 254V258H96V261H98L99 260V264H156V261H158V260H165L164 262H163V264H179L178 262V259L180 260V258H183V257H186V256H189V257H192V256H194V257H201V255H203V256H205L204 258L206 259V260H208V262H206V264H225L224 262L225 261H227L226 259L229 257V255L227 254H225L226 256H212V251H211V249L213 250V252L215 251V248L217 247V244H216V239H217V237H218V235H216V233H220V231H218V229H216V227H219V226H221L222 227V225H223V221L224 220H226V221H229V225L232 223V222H235V221H238V219L240 218L241 219V215H242V213L244 214V210H243V208L244 207H247L249 210H251V208H250V204L249 203H245V202H247V201H251V203H253V200H252V196H251V194L249 193V185H250V179H251V177L249 176V173H247V175H248V182L246 183V185H247V187L244 189V190H241V188L240 187H245L246 185H242V183H241V180H242V178H243V176H244V174L246 173V171H248V170H245V168H246V164H244L245 162L244 161H240V163H239V165H237V163H236V165L238 166V169H240V171H241V176H240V187H238V184L235 186V187H231L230 188V192H228L229 193V195L227 196V198H230L231 200H228V201H226V202H224L222 205H219L215 200H212V199H210V198H207V196L208 195H212V191L209 189V188H207V183H208V180H206V181H200V179H199V182H198V180L195 178V177H191L192 175L190 174L191 172H189V169L187 170V165L186 166H184V167H180V163L182 162V160H183V158H184V156H182L181 158H179V156H178V154H176V158H175V156H174V154H170V159H171V161H175L174 163L175 164H172V163H169V162H167V158H166V154L169 152V151H171V149H169V148H167L166 147V143H167V139H166V136H168V134H167V132H169L170 133V136L169 137H171V139L173 140V141H175L176 143H178V144H180L179 143V135H182L183 136V134H180L178 131H177V129L176 128H174V126H173V124L175 125V126H177V127H179L180 125H178V124H176V123H173L174 122V118L172 117V119L171 120H173V122L172 121H170V123H168ZM177 120V119H176ZM195 120V119H194ZM194 120H193V123H194ZM220 120H221V118H220ZM74 122H75V120H73ZM72 121V122H73ZM79 121V120H78ZM77 121V122H78ZM95 121V120H94ZM104 121H105V118H104ZM106 121L107 122H109V120H108V118H106ZM117 121V120H116ZM125 121H127V120H125ZM137 121H135V123L134 124H136V126H134L135 128H136V130L135 131H137L138 133L140 132V128H137V125H139L140 123H141V121H138V123H137ZM184 121V120H183ZM53 122V121H52ZM200 122V123H201ZM208 122V121H207ZM62 123V122H61ZM94 122H92V124H93ZM118 123H119V121H118ZM123 123H126V122H123ZM173 123V124H172ZM186 123H188V122H186ZM196 123V122H195ZM63 124V123H62ZM119 124H121V121H120V123ZM133 124V125H134ZM156 124V123H155ZM199 123L197 122L196 123V125H194L193 126V124H191L192 125V128H194L195 129V134H187L188 136H190V137H192V141H193V144L194 145H197V148H198V146H199V151L200 150H203V148H201L200 147V144H199V141H196V139L194 140L193 139V137L194 136H196V134H198L199 133V129H203V128H201V125H198ZM57 125V124H56ZM64 125V124H63ZM121 125H123V124H121ZM121 125H120V127H121ZM125 125V124H124ZM123 125V126H124ZM131 126V128H129L128 129V131L131 133H133V129H132V122H131V124H130ZM188 125V124H187ZM209 125V124H208ZM58 126V125H57ZM73 127H75L74 125H72ZM184 126L185 125H183V127L182 126H180L181 128H184ZM216 126V125H215ZM217 126H218V124H217ZM233 126V125H232ZM0 127H3V130L5 129V128H9V127H7V126H5V125H1ZM220 127V126H219ZM48 128V127H47ZM59 128H60V124H59ZM146 127H144V129H145ZM234 128V127H233ZM11 129V128H10ZM185 129V128H184ZM204 129H205V127H204ZM208 129V128H207ZM229 129L231 130V128H230V126H229ZM98 130V129H97ZM146 130V129H145ZM183 130V129H182ZM135 131H134V133H135ZM142 131L144 132V130L142 129ZM192 131H193V129H192ZM215 131V130H214ZM224 131V130H223ZM232 131V134L230 135V136H228L229 138H227L226 136V134H224L223 132H219V135L222 137V140H225V141H228L229 140V142L231 143V142H236V144L238 145V143H237V138H236V132H238L237 131V128L235 129L234 128V131L233 130H231ZM129 132H127V134L129 133ZM136 132V133H137ZM202 132V131H201ZM203 132H205V130L203 131ZM207 132V131H206ZM183 133V132H182ZM117 136H116V135ZM121 134V135H120ZM143 134V133H142ZM141 134V135H142ZM203 134V133H202ZM48 135V134H47ZM187 135L186 134H184V136H186V139H187ZM199 135V134H198ZM41 136V135H40ZM201 136V135H200ZM100 137V136H99ZM189 137V138H190ZM199 137V136H198ZM203 137V136H202ZM201 137V138H202ZM239 137H240V135H239ZM59 138V137H58ZM177 138H179V139H177ZM197 138V137H196ZM200 138V137H199ZM209 138V137H208ZM207 138V139H208ZM216 138V137H215ZM218 138V137H217ZM220 138V137H219ZM227 138V139H226ZM243 138V137H242ZM109 139V138H108ZM112 139V138H111ZM182 139V138H181ZM180 139V140H181ZM204 139V138H203ZM202 139V140H203ZM239 139V138H238ZM200 140V139H199ZM45 141V140H44ZM111 141V140H110ZM185 141V140H184ZM190 141V140H189ZM201 141V140H200ZM67 142V141H66ZM102 142V143H101ZM128 142V143H129ZM155 142H157V143H155ZM183 142V141H182ZM206 142V141H205ZM241 143V142H240ZM0 144L1 145H3V143L0 141ZM191 144V143H190ZM204 144V143H203ZM233 144V143H232ZM4 145H7L6 143L4 144ZM46 145H48L47 143H46ZM56 145V144H55ZM131 145V146H132ZM187 145H188V143H187ZM241 145V144H240ZM29 146V145H28ZM31 146V145H30ZM63 146V145H62ZM188 146H190V145H188ZM211 146H213V145H211ZM210 146V147H211ZM2 147V146H1ZM0 147V148H1ZM4 147V146H3ZM18 147H21V148H23L21 145L20 146H18ZM17 147V148H18ZM171 147H173V146H171ZM14 148V147H13ZM33 148H34V146H33ZM193 147H189V150H191ZM195 146H194V148L192 149V151L194 150V149H197ZM3 149V148H2ZM11 149V148H10ZM37 149V148H36ZM45 149V148H44ZM90 149H93L91 152H90ZM213 149V154H212V152H211V155H212V158L214 159V161H212V164H211V166L213 165V169H216V168H218V172L220 173V175H222V176H224V177H221V178H219L218 179V182L217 183H215L216 181H214V185L212 186V187H214V188H218L220 185H219V180H220V182L223 180V181H226L227 183H231L230 181H231V179H230V177L232 176L230 173V168L229 167H226L225 165H223L221 162V156H222V152H219V154L218 155H216V152H217V150H219V148L216 146V147H213L212 148ZM18 150H19V148H18ZM23 150V149H22ZM46 150V149H45ZM47 150H48V148H47ZM46 150V151H47ZM87 150V151H86ZM108 150H109V153L106 155V153L108 152ZM132 150V149H131ZM24 151H25V149H24ZM99 151V152H98ZM198 151V150H197ZM19 152V151H18ZM17 152V153H18ZM23 152V151H22ZM26 152H28V154H30V151H26ZM34 152V151H33ZM82 152V153H81ZM84 152V153H83ZM93 152H95V151H93ZM92 152V153H93ZM126 152H127V150H126ZM195 151H193V153H194ZM130 153V152H129ZM188 153H189V151H188ZM201 153V152H200ZM202 153H203V151H202ZM202 153L199 155L200 157L202 156ZM205 153V152H204ZM245 153H246V151H245ZM2 154V153H1ZM0 154V155H1ZM27 154V153H26ZM26 154H25V158H24V160H25V162H26V158L28 157V156H26ZM32 154V153H31ZM51 154H53V153H51ZM99 154V155H100ZM132 154V153H131ZM130 154V155H131ZM235 154V153H234ZM5 155H7V154H5ZM95 155V154H94ZM116 155V154H115ZM121 155V154H120ZM186 155V154H185ZM197 154H196V156H198ZM204 155H210V154H204ZM53 156V155H52ZM119 156V155H118ZM122 156V155H121ZM186 156H188V155H186ZM192 156V155H191ZM194 156V155H193ZM195 156V157H196ZM18 157V156H17ZM16 157V158H17ZM83 157H81V159H83ZM102 156H101V158H103ZM119 158H120V156H119ZM198 158V157H197ZM203 158H204V156H203ZM12 159V158H11ZM19 159V158H18ZM185 159H187V158H185ZM206 159V158H205ZM218 159H221L220 161L218 160ZM237 159V158H236ZM236 159L235 160H233V161H236ZM239 159V158H238ZM248 159V158H247ZM7 160V159H6ZM9 160V159H8ZM53 160H54V162H53ZM117 160H119V159H117ZM137 160V161H136ZM199 160V159H198ZM211 160V159H210ZM19 161V160H18ZM17 161V162H18ZM82 161V160H81ZM120 161V160H119ZM184 161V160H183ZM205 161V160H204ZM232 161V162H233ZM13 162V161H12ZM14 162H15V160H14ZM127 162H129V161H127ZM180 162V163H179ZM196 162H197V160H196ZM202 162V161H201ZM205 162H207V161H205ZM8 163H9V161H8ZM7 163V164H8ZM138 163H140L139 165H138ZM142 163L143 164H145V165H143L142 166ZM200 163V162H199ZM19 164V163H18ZM17 163H15V164H10V166H9V168H8V171H11V172H13L14 174H16V173H18V172H20V171H23V172H21L22 174L21 175H19V176H17L12 182H10V183H20V182H22V181H34L35 179H36V173H40V174H42L43 173V171L45 170V168H40V169H38V171L36 172V173H34V171H33V169H29V167H28V165H25V168H21L19 165H18ZM25 163L23 162L22 163V165H24ZM125 164V163H124ZM169 165L170 166V164L172 165V166H170V167H173V168H181V170L184 168V170H187V171H185L186 172V175L185 176H183V175H181V172H180V170L179 169H177V171L176 172H180V173H174L173 175H171L170 174V172L169 171H167L166 170V168H167V165ZM202 164V163H201ZM200 164V165H201ZM207 164V163H206ZM235 164V163H234ZM248 164V163H247ZM39 165H40V163H39ZM119 165H120V163H119ZM147 165V166H146ZM154 165V166H153ZM182 165V164H181ZM210 165V164H209ZM227 165V164H226ZM5 166V165H4ZM62 166V167H61ZM137 168H136V167ZM142 166V167H141ZM149 166V167H148ZM153 166V168L152 169H154L155 170V172L152 174L151 172H150V167H152ZM228 166V165H227ZM8 167V166H7ZM97 167V168H96ZM204 167V165L202 166V168ZM210 167V166H209ZM31 168V167H30ZM87 168V169H86ZM116 168H118L117 167V165H116V167L115 168H113V169H116ZM199 168V167H198ZM212 168V167H211ZM249 168V167H248ZM7 169V168H6ZM49 169H47V170H49ZM63 169V170H62ZM143 169H145V170H143ZM196 169V168H195ZM207 169V168H206ZM247 169V168H246ZM141 171V172H138V173H140L139 175L137 174V171ZM158 170H160V172H156V171H158ZM163 170H166L165 172L163 171ZM171 170V169H170ZM205 170V169H204ZM209 170V169H208ZM173 171V170H172ZM196 171H197V169H196ZM199 171H201V170H199ZM99 172V173H98ZM202 172V171H201ZM237 172H239V171H237ZM133 173H135V175L137 176V178L139 179L138 181L137 180H135L133 177H132V174ZM194 173V172H193ZM207 173V172H206ZM215 173V172H214ZM195 174V173H194ZM199 174L201 175V173L199 172ZM205 174V173H204ZM203 174V175H204ZM239 174V173H238ZM43 175V174H42ZM45 175V177H46V174H44ZM43 175V176H44ZM101 176V179L102 180H100L99 181V179H100V177H98V178H96L97 176ZM191 175V176H190ZM48 176V175H47ZM57 176V175H56ZM208 176H210V175H208ZM51 177V176H50ZM115 177H117V180H115L114 181V179H115ZM13 178V177H12ZM47 178H49V177H47ZM133 178V179H132ZM200 178H202V177H200ZM41 179H43V180H41V181H44L45 179L44 178H41ZM222 179V180H221ZM130 180V181H129ZM230 180V181H229ZM232 180H233V178H232ZM52 181V180H51ZM51 181H49V182H51ZM53 182H54V179H53ZM4 183H6V184H10L9 182H4ZM43 183V182H42ZM41 183V184H42ZM45 183V182H44ZM106 184H108V182H105ZM104 183V184H105ZM112 184V183H111ZM127 184H129V183H127ZM221 184V183H220ZM231 184H233V181H232V183ZM230 184V186H232ZM236 184V182L234 183V185ZM48 185V184H47ZM113 185H114V183H113ZM229 185V184H228ZM233 185V186H234ZM42 186V185H41ZM49 189L47 190L46 189V192H47V194H46V196H48V194L50 195V197L52 198L53 196H54V194H55V192H56V188L53 186V184L51 185L50 183H49ZM106 186V185H105ZM119 186V185H118ZM120 186H122V185H120ZM224 186V185H223ZM51 187H54L55 188V192L52 190L53 188H51ZM103 187V186H102ZM129 187V186H128ZM220 187H222V186H220ZM229 187V186H228ZM227 187V188H228ZM9 188H11V187H9ZM44 188H45V186H44ZM47 188V187H46ZM95 188L98 190H96L95 191ZM98 188H100V187H98ZM112 188V187H111ZM136 188V187H135ZM36 189H38L39 190V193L42 191V187H36ZM64 189V188H63ZM118 189V188H117ZM132 189V188H131ZM220 189V188H219ZM27 191V190H26ZM43 191H44V189H43ZM111 191V190H110ZM117 191V190H116ZM217 191V190H216ZM32 192V191H31ZM103 192H105V191H103ZM29 193V191H27L26 192V195ZM41 193H43V192H41ZM108 193V192H107ZM112 194H114V192H111ZM217 193H218V191H217ZM127 194H128V192H127ZM177 194V196H175ZM244 194H246V195H244ZM250 194V195H249ZM45 195V194H44ZM58 195V194H57ZM109 195V194H108ZM251 196L252 198H250L249 196ZM31 196H33V195H31ZM39 197H41V195H38ZM43 196V195H42ZM90 196L88 197L89 199H87V205H88V203H89V205H90V207L92 206L91 204H93V200L90 198ZM92 196V197H93ZM99 196V195H98ZM111 196V195H110ZM128 196V195H127ZM196 196H198V198L196 197ZM38 197V198H39ZM49 197V196H48ZM49 197V198H50ZM56 197V196H55ZM68 197H67V200H68ZM86 197V196H85ZM114 197V196H113ZM125 197V196H124ZM237 197H239V199H237ZM43 198H46V197H41L40 198V203H42L43 201H42V199ZM55 199V198H54ZM78 199L76 200V201H74V202H79L78 201ZM85 199L86 198H84V199H82L83 201H85ZM93 199H95V198H93ZM50 200V199H49ZM80 200V199H79ZM128 200V199H127ZM133 200V201H134ZM37 201V203H38V201L39 200H36ZM72 201V200H71ZM114 201V200H113ZM112 201V202H113ZM255 201V200H254ZM16 202H18V204L20 203V206H16L15 205V203ZM47 202V201H46ZM49 202V201H48ZM52 202V201H51ZM56 202V201H55ZM131 202V201H130ZM130 202H129V204H130ZM53 203H54V200H53ZM124 203V202H123ZM132 203V202H131ZM198 203H201L202 204V207L201 206H198ZM31 204V203H30ZM28 205V204H26V201H25V199L22 197V199H19L18 197H9V195L8 194H6L5 192L2 194V197L0 198V223H3V224H5L6 226H4V231H3V229H0V238L3 236V235H5L6 237H4V238H8V239H11V240H13L12 242H16V244H17V246H16V248H15V246H12V242H11V240H10V242H8V243H6L7 241H8V239L7 240H5L4 242H2V243H0V259H2V264L3 263H6V262H8L9 261V259L10 258H13V257H15L16 256V254L18 253L19 254V252L21 251L22 253H23V255H21L19 258H17V259H15V261H14V263L13 264H24V260H23V258H22V256L23 257H26L24 254H28V255H30V258L32 257L33 259H35V258H39L40 260H43L45 263H46V261H53V263L52 264H57V263H59V264H62L60 261L59 262H57V260H59V258L57 257V258H55V259H52V258H49V256L47 255V254H45L43 251H41L40 250V248H35V246H33V247H28V246H30V245H27V240H26V238H28L27 236L29 235V233L31 232V230H32V228H30L29 230H26V228L27 227H29V225L28 224H26L25 225V223L28 221V219H32V216L35 214V211H36V209H38L41 205H34V206H31V205ZM75 205H76V203H74ZM114 204V203H113ZM112 204V205H113ZM46 205H47V203H46ZM53 206H57V205H55V204H52ZM71 205H73V202H71V203H68L67 202V206L66 207H68V206H71ZM87 205H86V207H87ZM94 205V204H93ZM111 205V206H112ZM24 206V208L22 209V210H16L14 207H23ZM50 206H51V204H50ZM63 206V205H62ZM114 206V205H113ZM244 206V207H243ZM59 207V206H58ZM57 207V209H59ZM72 207V206H71ZM70 207V208H71ZM81 207H83V206H81ZM89 207V206H88ZM95 207V208H96ZM158 208V210H160L161 212H159V211H157V210H155L154 208ZM196 207H198V208H202V212L204 213V214H201V213H199V211L196 209ZM35 208V209H34ZM41 208V207H40ZM56 208V207H55ZM69 208V209H70ZM115 208H116V206H115ZM114 208V209H115ZM139 208V207H138ZM19 209V208H18ZM56 209V210H57ZM14 210H15V212L17 211L18 212V214H17V212H16V214H15V212H14ZM53 210V209H52ZM67 210V209H66ZM65 210V211H66ZM75 210V209H74ZM93 210H94V208H93ZM77 211V210H76ZM149 211V212H148ZM54 212V211H53ZM58 212H59V210H58ZM73 212V211H72ZM124 212H126V213H124ZM57 213V212H56ZM80 213H82V212H80ZM80 213H78V214H80ZM100 213H101V211H100ZM113 213V214H112ZM251 213V212H250ZM21 215L20 216V218H18V215ZM51 214H52V212H51ZM50 214V215H51ZM58 214V213H57ZM247 213L245 212V215H246ZM252 214V213H251ZM61 215V214H60ZM73 215V214H72ZM100 215V214H99ZM253 215V214H252ZM256 215V214H255ZM61 216H63V215H61ZM129 216V217H128ZM22 217H25L26 219H24V220H21V218ZM38 217V216H37ZM36 217V218H37ZM52 217H57V215L56 216H53L52 215ZM66 217V216H65ZM100 217V216H99ZM253 216H250L249 217V219H251ZM64 218V217H63ZM73 218V217H72ZM84 219H85V217H83ZM82 218V219H83ZM142 218H144L145 219V222H142ZM200 218L201 219H203V222H205L206 223V221H208L209 222V224H210V227H209V229H208V234H207V237L205 236L206 235V229H204L203 227H202V225H201V222H200ZM262 218H263V216H262ZM262 218L260 219V221L262 220ZM34 219V218H33ZM42 219H45V218H42ZM65 219V218H64ZM92 219H94V218H92ZM104 219H106L107 220V222H104L103 221V223H102V220H104ZM239 219V220H240ZM254 219H256V218H254ZM254 219H253V221H254ZM45 220H47V223H49V224H51L52 223V221H51V216H49V217H47ZM44 220V221H45ZM54 220V219H53ZM66 220V219H65ZM252 220V219H251ZM251 220H249V224L247 223L248 222V220H247V222L245 221V224L242 222V220H241V222L244 224V226L246 225V226H250V227H252L251 226V224H250V221ZM36 221V220H35ZM35 221H32V222H35ZM59 221H60V219H59ZM74 221V220H73ZM83 221V220H82ZM259 221V222H260ZM57 222V221H56ZM65 223L66 224V221H63V220H61V223L60 224H62V223ZM239 222V221H238ZM44 223V222H43ZM67 223H68V221H67ZM123 223V224H124ZM248 225H247V224ZM257 223V222H256ZM261 223V222H260ZM53 224V223H52ZM122 224V225H123ZM224 224H226V223H224ZM235 224V223H234ZM233 224V225H234ZM253 224V223H252ZM17 225V226H16ZM39 225V224H38ZM75 225V224H74ZM207 225V224H206ZM241 225V224H240ZM259 225V224H258ZM3 226V225H2ZM31 226V225H30ZM43 226H44V224H43ZM46 226V225H45ZM53 226V225H52ZM102 226H104V228L102 229ZM228 226V225H227ZM0 227H1V225H0ZM6 227V228H5ZM13 227H15V230H16V232L19 230V231H22V230H26V232H22V233H20L19 235H14V234H12V233H7L9 230H10V228H13ZM18 227V228H17ZM40 227V226H39ZM240 227V226H239ZM262 227H264V226H262ZM224 228V227H223ZM231 226H230V228H224L222 231H224V234H223V236H224V238L226 237L225 236V232H227L228 234H229V232H231L232 230H231ZM244 228V227H243ZM74 229V228H73ZM151 229H155V232L153 231L152 232V230ZM225 229H226V231H225ZM245 230H246V228H244ZM256 229L257 228H255L254 226L251 228V236H252V239H256V240H261V238H263V236L264 235H260L261 236V238L260 239H257V237L259 236V234H257L256 233ZM259 229V228H258ZM263 230H264V228H262ZM15 230H12V232L13 231H15ZM33 230H35V229H33ZM49 230V229H48ZM60 230V229H59ZM120 230V231H119ZM5 231H7V232H5ZM79 231V230H78ZM170 231H172L173 233H174V235H175V237H172V238H166V237H164L163 238V236H162V234H164V233H167V232H170ZM218 231V232H217ZM259 231V230H258ZM10 232V231H9ZM49 232V231H48ZM260 232V231H259ZM15 233V232H14ZM18 233V232H17ZM70 233V231L69 232H67V234H69ZM155 233V234H154ZM232 233V232H231ZM257 235H256V234ZM37 233H35V235H36ZM49 234V233H48ZM57 233H55L54 235H56ZM154 234V235H153ZM198 234V235H197ZM254 234H255V236H254ZM150 235H153V236H150ZM216 235V236H215ZM34 236V235H33ZM219 236H221V235H219ZM228 236V235H227ZM231 236V235H230ZM35 237V236H34ZM36 237H37V235H36ZM35 237V238H36ZM77 237H79V238H77ZM234 237V236H233ZM240 237V236H239ZM3 238V237H2ZM223 238V237H222ZM30 239H32V237L30 238ZM238 239V238H237ZM264 239V238H263ZM2 240V239H1ZM220 240H225V239H220ZM239 240V239H238ZM3 241V240H2ZM218 241H219V238H218ZM70 242V241H69ZM128 243H131V246H129V244ZM225 243H227V242H225ZM242 243V242H241ZM244 243V242H243ZM247 243V242H246ZM15 245V244H14ZM213 245L215 246V247H213ZM253 246L252 247H250V248H248V246H247V252L248 253H246V252H243V254H241V255H243V256H241L243 259H245L244 257H245V255H249V256H251V260H253V263H255V264H264V258L263 259H261L258 255H259V251H257L256 249L258 248V245L257 244H252ZM10 246H12V249H13V247L15 248V249H11L10 248ZM65 246V245H64ZM63 246V247H64ZM229 246V245H228ZM260 246V245H259ZM67 247V246H66ZM87 247V248H86ZM114 247H119V250L118 249H114ZM235 249L237 248L236 246H233ZM240 248H241V246H239ZM244 247V246H243ZM263 247V246H262ZM126 248H130V250H126ZM245 248V247H244ZM221 249H222V247H221ZM234 249V250H235ZM220 250V249H219ZM236 250H238V249H236ZM234 251L232 254L234 255V256H236V259H234V261H230V262H232L231 264H244V260L243 259H241V257H239V256H237L238 255V253L237 252H240V251ZM241 250V249H240ZM113 251H117V252H122V253H125V255H126V259H128V260H126L127 262H120V261H116V257L114 256V254H111ZM225 251V250H224ZM243 251V250H242ZM242 251L240 252V253H242ZM110 253V254H109ZM185 254H187L186 256H184ZM237 254V255H236ZM50 255V254H49ZM103 255H111V256H109L110 257V259H108V258H106V257H104ZM233 256V258H235ZM264 256V255H263ZM99 257V258H98ZM29 259V260H31L30 262L28 261V263L27 264H33V259ZM94 258V259H95ZM170 258V259H169ZM232 258V259H233ZM93 259V260H94ZM183 259H185V258H183ZM199 259V258H198ZM231 259V258H230ZM260 259V260H259ZM28 260V259H27ZM40 260L38 261V262H40ZM60 260H62V259H60ZM189 260V259H188ZM246 260V259H245ZM249 260V258L247 257V261ZM181 261V260H180ZM150 262V263H149ZM249 262H251V261H249ZM248 262V263H249ZM97 263V264H98ZM186 263V262H185ZM192 263V262H191ZM203 262H201V264H202ZM247 263V264H248ZM47 264V263H46ZM64 264H74L73 263V261H69V262H64ZM84 264V263H83ZM87 264H89L88 262H87ZM189 264H190V261H189ZM252 264V263H251Z\"/></svg>", "mask_w": 264, "mask_h": 264}, {"label": "snow or ice", "instance_id": "snow-or-ice-1", "mask_svg": "<svg viewBox=\"0 0 264 264\" xmlns=\"http://www.w3.org/2000/svg\"><path fill=\"white\" fill-rule=\"evenodd\" d=\"M23 3L44 17L66 19L71 25L78 27L79 34L83 36L89 18L95 20L112 7H117L116 15L122 16L120 9L130 6L132 0H23ZM150 9L152 16L161 18L164 22L160 29L161 38L170 36L175 39L181 34L199 35L207 31L210 26H216L218 32L223 31V34L237 44V47L240 46L237 42L242 36L247 38L257 28L259 34L264 36V0H228L227 4L222 3L221 0H216L215 4L211 0H203V2L200 0H151ZM253 9L256 11L253 12ZM142 19L152 22L147 13ZM23 23V30L28 32L27 19ZM137 31H139V25H137ZM217 47L219 48L220 45ZM261 47L264 49V43ZM261 59L264 61V51L261 53ZM236 71L234 60V75ZM261 93L264 95V87L261 88ZM234 127L244 135L239 125ZM257 143L254 137H248L245 147L255 150ZM259 143L264 147V136ZM241 183L243 184V181ZM257 184L256 204L261 216H264V171L259 172ZM260 222L264 224V220ZM227 235L228 233L225 232L226 237ZM224 250L227 251V247Z\"/></svg>", "mask_w": 264, "mask_h": 264}, {"label": "water", "instance_id": "water-1", "mask_svg": "<svg viewBox=\"0 0 264 264\" xmlns=\"http://www.w3.org/2000/svg\"><path fill=\"white\" fill-rule=\"evenodd\" d=\"M13 1L29 8L23 3V0ZM133 1L134 0H132V2ZM200 2H203V0H200ZM211 2L215 4L216 0H211ZM221 2L227 4L228 0H221ZM150 4L151 0H141V4L137 6V10H140L139 14L141 13L140 18L142 19L147 13L150 15V19L153 22L159 23L162 27L164 23L163 20L151 15ZM245 11H247V9H245ZM255 11L256 9H253V12ZM91 20L92 19L89 18L88 23ZM74 27L75 30L71 33L74 45L82 51H86L88 26L85 28V34L83 36L79 34L80 29L76 26ZM208 30L214 31L216 35L231 48L230 70L226 73L220 88V103L222 110L233 126L239 125L242 129L244 135H241L244 144L248 137H254L258 142L255 150L245 147L251 175L248 190L256 202L259 172L264 171V147L259 143L262 136H264V95L261 93V88L264 87V61L261 59V53L264 51L261 47L262 43H264V36L259 34V29L257 28L247 38L242 36L237 42L240 46L237 47V44H234L232 40L228 39V37L223 34V31H216V26H210ZM180 36L190 35L181 34ZM178 37L173 39L170 36H165L164 38H166L168 41L166 42L170 44L174 43ZM216 44L220 45V48L224 47L220 42ZM234 60L236 61L237 69L235 75L233 73ZM194 113V107H189L185 116L192 117ZM242 181V185H246L248 182L247 173L244 174L241 182ZM262 220H264V216Z\"/></svg>", "mask_w": 264, "mask_h": 264}, {"label": "crops", "instance_id": "crops-1", "mask_svg": "<svg viewBox=\"0 0 264 264\" xmlns=\"http://www.w3.org/2000/svg\"><path fill=\"white\" fill-rule=\"evenodd\" d=\"M13 14H10V16H12ZM57 30H58V28H57ZM59 32V31H58ZM60 32H62L61 30H60ZM57 33V31L55 32V34Z\"/></svg>", "mask_w": 264, "mask_h": 264}]
</instances>
